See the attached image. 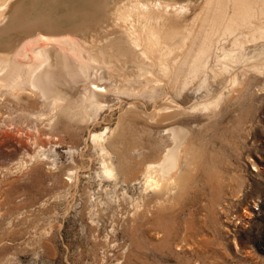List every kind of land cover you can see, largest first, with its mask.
Wrapping results in <instances>:
<instances>
[{"label": "rangeland", "instance_id": "374dc122", "mask_svg": "<svg viewBox=\"0 0 264 264\" xmlns=\"http://www.w3.org/2000/svg\"><path fill=\"white\" fill-rule=\"evenodd\" d=\"M36 1L39 11L57 15L73 6ZM251 86L216 120L178 113L159 124L150 118V102L109 96L93 124L60 118L49 126L30 114L42 109L34 93L25 91L19 101L0 94V264H264V78ZM219 88L213 82L211 93ZM196 98L189 90L181 104L187 108ZM179 122L204 138L213 160L202 165L219 166V180L212 183L199 169L188 194L158 209L153 197L133 207L139 183L114 185L97 176L100 160L89 132L117 129L111 147L118 146L127 167L115 153L113 161L129 176L137 154L150 152L162 128ZM31 139L48 159L28 160L37 152ZM160 223L171 230L167 244L159 243Z\"/></svg>", "mask_w": 264, "mask_h": 264}, {"label": "bare ground", "instance_id": "6f19581e", "mask_svg": "<svg viewBox=\"0 0 264 264\" xmlns=\"http://www.w3.org/2000/svg\"><path fill=\"white\" fill-rule=\"evenodd\" d=\"M70 1L73 6L57 15L39 11L36 0L15 6L0 0V94L19 101L25 91L34 93L42 109L30 114L49 126L60 118L93 124L109 96L150 102L156 124L178 113L216 120L233 99H244L254 80L264 78V0ZM213 82L220 83L215 93ZM189 90L199 98L185 108ZM182 122L162 128L150 152L137 154L129 176L113 161L115 153L127 167L118 146L111 147L117 129L89 132L100 160L97 176L114 185L139 183L138 196H128L133 207L153 197L158 209L188 194L199 169L212 183L219 180V166L202 165L204 158L213 160L210 147ZM31 141L37 152L28 160L48 159L41 157L38 139ZM211 208L215 213L213 203ZM157 228L164 234L159 243L167 244L170 228ZM116 233L112 225L113 238Z\"/></svg>", "mask_w": 264, "mask_h": 264}]
</instances>
